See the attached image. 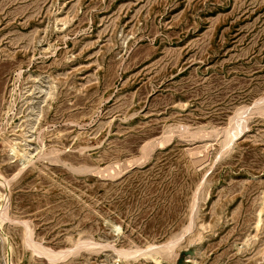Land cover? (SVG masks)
I'll use <instances>...</instances> for the list:
<instances>
[{"label": "rangeland", "instance_id": "obj_1", "mask_svg": "<svg viewBox=\"0 0 264 264\" xmlns=\"http://www.w3.org/2000/svg\"><path fill=\"white\" fill-rule=\"evenodd\" d=\"M0 181V264H264V0H0Z\"/></svg>", "mask_w": 264, "mask_h": 264}, {"label": "bare ground", "instance_id": "obj_2", "mask_svg": "<svg viewBox=\"0 0 264 264\" xmlns=\"http://www.w3.org/2000/svg\"><path fill=\"white\" fill-rule=\"evenodd\" d=\"M33 108V107H32ZM243 122V121H242ZM240 124V123H239ZM246 124V123H245ZM32 125V124H31ZM241 127H243L242 125L239 127V125H238V128L235 130V128H234V133H233V135L235 136V135H237L238 133H239V130L241 129ZM232 128V127H231ZM228 132V131H227ZM230 136V135H229ZM227 137V136H226ZM231 138V137H230ZM229 141V140H228ZM224 146H225V144H224ZM36 150V149H35ZM11 151L14 153V155H20L22 158H28L31 154L28 152V151H26L25 149L24 150H21V149H19V147H18V145H16L15 143L14 144H12L11 145ZM34 156V155H33ZM194 156V155H193ZM31 157V156H30ZM2 181V180H1ZM0 181V182H1ZM3 182V181H2ZM5 184H6V182H5ZM0 198H2V196L0 197ZM8 199V198H7ZM1 200V199H0ZM6 204V203H5ZM4 205L2 204V203H0V209L3 207ZM3 209V208H2ZM27 239V238H26ZM29 239V238H28ZM30 245V244H29ZM94 247V246H93ZM87 248V247H86ZM120 256V255H119ZM160 263V262H159ZM161 264V263H160Z\"/></svg>", "mask_w": 264, "mask_h": 264}]
</instances>
